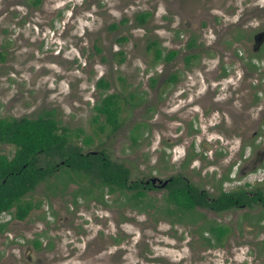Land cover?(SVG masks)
Returning <instances> with one entry per match:
<instances>
[{
	"label": "rangeland",
	"instance_id": "1",
	"mask_svg": "<svg viewBox=\"0 0 264 264\" xmlns=\"http://www.w3.org/2000/svg\"><path fill=\"white\" fill-rule=\"evenodd\" d=\"M238 2L40 0L33 5L30 0H0V118L51 111L83 152L102 150L123 163L129 181L160 177L159 78L179 70L181 52L196 29L208 33L213 27L210 15L221 22L229 7L239 12ZM141 11L149 16L139 25L134 16ZM153 40L163 54L175 50L174 57L155 62V46L147 49ZM99 78L107 81V89L96 86ZM111 92L122 98L121 125L113 133L107 128L100 132L101 117L91 121L93 106ZM149 116L151 123L146 121ZM137 122L147 126L132 129ZM78 128L81 133L75 136ZM87 137L90 141L85 143ZM13 150L12 145L0 144V154L10 157ZM68 175L71 180H66ZM141 190L144 201L158 205V188ZM132 192L108 194L96 180L91 183L58 168L24 196L39 206L23 220L14 219L12 209L0 215V223H5L0 230V264H79L80 239L115 238L127 252L124 264H175V239H191L185 235L187 228L168 227L152 210L143 214L123 207L133 203L125 198ZM101 193L103 203L110 205L103 210L95 199ZM142 206L138 205L144 210ZM32 239L40 246L34 248ZM143 247L149 251L148 259Z\"/></svg>",
	"mask_w": 264,
	"mask_h": 264
},
{
	"label": "flooded vegetation",
	"instance_id": "2",
	"mask_svg": "<svg viewBox=\"0 0 264 264\" xmlns=\"http://www.w3.org/2000/svg\"><path fill=\"white\" fill-rule=\"evenodd\" d=\"M238 8L218 23L210 15L213 27L196 29L179 70L160 76L161 175L159 185L145 183L155 176L143 180L159 189V203L123 205L187 228L191 239H175V264H264V0H239ZM97 201L110 206L102 193ZM80 244L79 264H124L118 238Z\"/></svg>",
	"mask_w": 264,
	"mask_h": 264
},
{
	"label": "trees",
	"instance_id": "3",
	"mask_svg": "<svg viewBox=\"0 0 264 264\" xmlns=\"http://www.w3.org/2000/svg\"><path fill=\"white\" fill-rule=\"evenodd\" d=\"M148 16L149 12L141 11L134 17L136 23L141 25ZM115 26L111 25L113 28ZM191 45L190 40L186 46ZM151 46H155V62L169 61L176 53L171 49L163 54L154 40L147 44V49ZM189 57L187 55L185 59ZM153 83L152 79L151 84ZM95 84L101 89L108 88V83L103 78H99ZM129 97L132 98V95ZM121 102L120 95L111 92L101 96L94 104L91 121L96 122L99 117L102 119V123L97 125L98 131L102 132L107 128L109 133H113L120 127ZM139 126H144V122H137L132 129ZM77 132L75 136L81 133V129L78 128ZM71 135L66 127L58 124L51 111H45L35 117L0 118V144L14 147L10 157L0 154V213L12 209L13 218L23 220L31 209L39 206L38 202L25 199L24 196L39 183L46 181L60 167L75 172L77 177H86L91 183L96 180L98 186L107 188L109 192L117 190L122 193L125 189H132L130 197L125 198L126 201L132 198L135 207L139 204L156 205L143 200L144 193L141 189L148 188L149 184L145 185L143 180L129 181V170L123 163L110 160L102 150L83 152L72 140ZM131 139L134 141V136H131ZM89 141L88 137L84 139L85 143ZM66 180H71L70 175ZM85 191L89 193L91 188ZM95 199L98 200V197ZM4 226L5 223H0V230ZM32 244L39 247L40 241L33 239Z\"/></svg>",
	"mask_w": 264,
	"mask_h": 264
},
{
	"label": "water",
	"instance_id": "4",
	"mask_svg": "<svg viewBox=\"0 0 264 264\" xmlns=\"http://www.w3.org/2000/svg\"><path fill=\"white\" fill-rule=\"evenodd\" d=\"M91 153H94V152H91ZM156 181H157V183H156ZM147 182H150L152 185H154V184L159 185V179L156 177L149 178L148 180L145 181V183H147Z\"/></svg>",
	"mask_w": 264,
	"mask_h": 264
},
{
	"label": "built area",
	"instance_id": "5",
	"mask_svg": "<svg viewBox=\"0 0 264 264\" xmlns=\"http://www.w3.org/2000/svg\"><path fill=\"white\" fill-rule=\"evenodd\" d=\"M5 212H6V211L1 212L0 215L4 214Z\"/></svg>",
	"mask_w": 264,
	"mask_h": 264
}]
</instances>
